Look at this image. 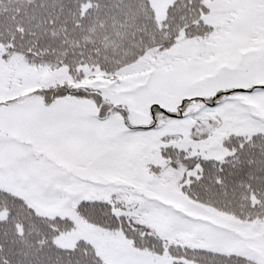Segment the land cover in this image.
Listing matches in <instances>:
<instances>
[{"label": "rangeland", "instance_id": "obj_1", "mask_svg": "<svg viewBox=\"0 0 264 264\" xmlns=\"http://www.w3.org/2000/svg\"><path fill=\"white\" fill-rule=\"evenodd\" d=\"M149 1L161 23L174 0ZM202 20L207 38L180 33L160 56L119 74L36 67L0 44V190L41 217L68 219L58 248L83 241L104 264L173 263L83 221L77 205L96 201L166 246L264 264V219L241 222L193 202L182 187L197 169L161 155L173 148L185 159L221 160L230 136L264 135V0L208 1ZM92 91L102 95L101 119ZM65 92L87 96H57Z\"/></svg>", "mask_w": 264, "mask_h": 264}, {"label": "trees", "instance_id": "obj_2", "mask_svg": "<svg viewBox=\"0 0 264 264\" xmlns=\"http://www.w3.org/2000/svg\"><path fill=\"white\" fill-rule=\"evenodd\" d=\"M205 0H174L165 20H154L149 0H0V44L7 51L49 69L65 67L72 75L82 65L111 73L147 52L157 57L180 32L205 38ZM222 160L185 159L183 150L167 149L165 158L185 161L196 176L182 187L193 202L241 222L264 219V135L230 136ZM0 264H104L93 249L78 242L58 248L54 237L70 222L42 218L24 202L0 191ZM78 215L106 229H119L134 248L166 251L173 264H257L236 254L165 246L149 228L114 217L103 203L80 204Z\"/></svg>", "mask_w": 264, "mask_h": 264}]
</instances>
